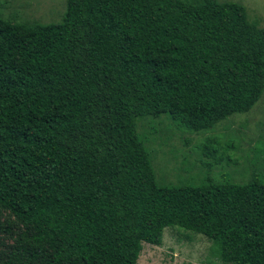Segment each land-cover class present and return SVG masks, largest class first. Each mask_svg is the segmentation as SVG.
<instances>
[{
  "label": "trees",
  "instance_id": "obj_1",
  "mask_svg": "<svg viewBox=\"0 0 264 264\" xmlns=\"http://www.w3.org/2000/svg\"><path fill=\"white\" fill-rule=\"evenodd\" d=\"M263 95L264 29L237 3L67 0L58 23L0 18V264H138L169 227L264 264V181L160 186L137 131L162 115L210 131Z\"/></svg>",
  "mask_w": 264,
  "mask_h": 264
},
{
  "label": "rangeland",
  "instance_id": "obj_2",
  "mask_svg": "<svg viewBox=\"0 0 264 264\" xmlns=\"http://www.w3.org/2000/svg\"><path fill=\"white\" fill-rule=\"evenodd\" d=\"M218 1L244 6L249 21L264 29V0ZM66 3L67 0H0V18L24 24L58 23ZM137 131L151 154L160 186H199L208 178L215 183L264 181V95L250 112L233 115L210 131L191 133L168 115L139 119ZM9 218L7 212L2 213V222ZM2 238L1 243H11ZM138 264L227 263L221 261L218 248L204 235L169 227L160 245L143 244Z\"/></svg>",
  "mask_w": 264,
  "mask_h": 264
}]
</instances>
